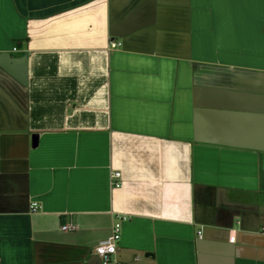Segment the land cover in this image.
I'll use <instances>...</instances> for the list:
<instances>
[{
	"label": "crops",
	"instance_id": "1",
	"mask_svg": "<svg viewBox=\"0 0 264 264\" xmlns=\"http://www.w3.org/2000/svg\"><path fill=\"white\" fill-rule=\"evenodd\" d=\"M118 215L124 264H264V0H0V264Z\"/></svg>",
	"mask_w": 264,
	"mask_h": 264
},
{
	"label": "built area",
	"instance_id": "2",
	"mask_svg": "<svg viewBox=\"0 0 264 264\" xmlns=\"http://www.w3.org/2000/svg\"><path fill=\"white\" fill-rule=\"evenodd\" d=\"M117 43H113L112 46H116ZM16 50V48H15ZM122 174L120 171H115L112 174V178L120 179ZM116 187H120L122 185V181L117 180L114 182ZM31 210L36 212L38 210V204L33 202L31 205ZM126 215H118L117 219L114 221L112 226L111 234L105 239L101 240L98 245L95 247L96 254L101 258L103 264H124L122 261L117 259V252L119 242L122 237V229H123V221L126 220ZM76 228L74 225H64L63 229H74ZM262 231H264V226L262 227ZM201 234V232H200ZM231 240H235V236L231 237Z\"/></svg>",
	"mask_w": 264,
	"mask_h": 264
},
{
	"label": "water",
	"instance_id": "3",
	"mask_svg": "<svg viewBox=\"0 0 264 264\" xmlns=\"http://www.w3.org/2000/svg\"><path fill=\"white\" fill-rule=\"evenodd\" d=\"M39 135L34 134L32 135V145L36 146L38 144Z\"/></svg>",
	"mask_w": 264,
	"mask_h": 264
}]
</instances>
